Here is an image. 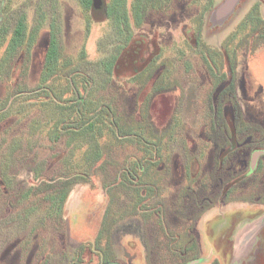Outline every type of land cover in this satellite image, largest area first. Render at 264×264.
I'll return each mask as SVG.
<instances>
[{
	"label": "rangeland",
	"instance_id": "obj_1",
	"mask_svg": "<svg viewBox=\"0 0 264 264\" xmlns=\"http://www.w3.org/2000/svg\"><path fill=\"white\" fill-rule=\"evenodd\" d=\"M89 1L0 0V264H264V0Z\"/></svg>",
	"mask_w": 264,
	"mask_h": 264
},
{
	"label": "trees",
	"instance_id": "obj_2",
	"mask_svg": "<svg viewBox=\"0 0 264 264\" xmlns=\"http://www.w3.org/2000/svg\"><path fill=\"white\" fill-rule=\"evenodd\" d=\"M81 4L83 5V7L85 9L89 8L90 6V1L89 0H80ZM110 9V7H109ZM142 8H140V6L138 7V10H141ZM140 15V13H139ZM139 15H136L137 19H139ZM135 17V19H136ZM138 22V20H136ZM22 23H23V19H20L18 24H17V28H16V34L19 35L22 31ZM249 25H255V27H259L261 25H264V21L262 20V18L259 15V5L255 4L251 7V9L248 11V13L245 15V17L241 20V22L239 23V25L237 26V30L235 31V33H233L227 40V44L230 43L236 36V34L242 30H244L247 26ZM128 40H130V36L127 37V42ZM58 43H57V32L56 31H52L51 36H50V43H49V51L47 54V60L49 59H53L55 58V55L58 52ZM225 51L228 52V47H226L225 45ZM115 61V59H114ZM149 61V60H148ZM153 61V60H151ZM111 68V63L109 64V69L108 72ZM68 183H64L65 189L63 190V192L60 195V202L58 204V211L62 210V206L65 203L68 194L70 192V185L72 184V180L69 179L68 181H65ZM66 184H68L66 186ZM104 225V223H103ZM102 225V226H103Z\"/></svg>",
	"mask_w": 264,
	"mask_h": 264
},
{
	"label": "crops",
	"instance_id": "obj_3",
	"mask_svg": "<svg viewBox=\"0 0 264 264\" xmlns=\"http://www.w3.org/2000/svg\"><path fill=\"white\" fill-rule=\"evenodd\" d=\"M246 236H247V235H244V237H241V241H243V240L246 241L247 239H248V240L250 239V238H248V236H247V237H246ZM248 240H247V241H248Z\"/></svg>",
	"mask_w": 264,
	"mask_h": 264
},
{
	"label": "water",
	"instance_id": "obj_4",
	"mask_svg": "<svg viewBox=\"0 0 264 264\" xmlns=\"http://www.w3.org/2000/svg\"><path fill=\"white\" fill-rule=\"evenodd\" d=\"M95 7L97 8V5H95ZM105 264H117V263L112 262V263H105Z\"/></svg>",
	"mask_w": 264,
	"mask_h": 264
},
{
	"label": "flooded vegetation",
	"instance_id": "obj_5",
	"mask_svg": "<svg viewBox=\"0 0 264 264\" xmlns=\"http://www.w3.org/2000/svg\"><path fill=\"white\" fill-rule=\"evenodd\" d=\"M110 263H112V262H110Z\"/></svg>",
	"mask_w": 264,
	"mask_h": 264
}]
</instances>
